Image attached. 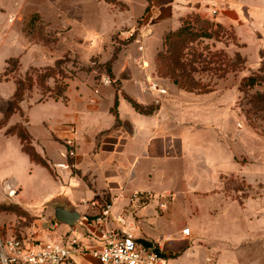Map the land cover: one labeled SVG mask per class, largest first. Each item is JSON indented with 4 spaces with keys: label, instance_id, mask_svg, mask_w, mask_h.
Returning <instances> with one entry per match:
<instances>
[{
    "label": "crops",
    "instance_id": "0c3cea01",
    "mask_svg": "<svg viewBox=\"0 0 264 264\" xmlns=\"http://www.w3.org/2000/svg\"><path fill=\"white\" fill-rule=\"evenodd\" d=\"M59 1L0 0V121L5 120L0 127V204H16L32 219L26 223L24 216L0 212V232L5 236L22 237L28 244H34L38 240L63 241L75 229L86 234L82 240L83 252L74 256L76 264H99L92 254V250L100 247L96 226L80 220L78 227L56 220L53 222L54 207L59 204L77 206L80 213L93 216L99 209L97 206L96 211V205L105 198H111L115 202L112 226L151 241V247L162 253L178 254L162 257L161 264H263L264 200L258 201L255 205L259 207L253 210L248 205L237 206L227 201L225 205L215 203L210 206L208 217L193 221L189 235L183 233L184 227L177 234L166 233L161 226L163 219L155 214L153 204L141 207L132 200L135 192H155L164 196L174 190L195 191L203 187L199 185L205 177L220 187L223 179L235 170L247 183H264V157L255 158L250 150L244 149L243 154L251 157L255 167L235 163L234 138L244 133L235 131L233 98L202 93L186 95L185 90L182 94L177 92L179 89L174 83L170 84L169 96V87L161 83L167 93L160 96L149 91L147 82H142L137 76L131 74L132 77L125 79L126 75L115 71L122 79L119 89L112 82H71L70 79L65 100L30 101L26 97L20 102L21 112L5 118L17 88L16 82L2 77L8 59L18 58L22 69L27 71L32 67L53 65L67 48L70 49L67 43L75 45L71 51L100 54L98 46L87 43L86 34L95 28L88 23L89 0H81L80 15L70 13L65 18L59 17ZM117 1H124L129 7L135 3L133 0ZM212 2L216 5L218 1ZM224 2L225 13L222 15L221 10L219 14L225 20L221 19V23H237L242 44L255 42L258 50L264 48V5L258 7L256 0ZM107 3L104 0L103 5ZM164 3L169 13L175 9L178 23L181 17L202 10L205 4L204 0H185L186 5L172 0H164ZM146 5L140 3L143 12ZM43 7L52 8L54 18L48 16ZM137 14L138 11L128 16L122 14L124 20L121 22H132ZM215 14L218 15L217 12ZM34 16H40L48 23L64 22V42L53 47L32 40L26 27ZM114 22L117 23L116 20ZM114 22L105 25L104 30L100 26L94 30L100 32V36L114 27ZM144 64L141 65L142 71L148 67V62L144 61ZM134 78L135 82H130ZM95 86L100 87L98 93L94 92ZM129 99L145 106L153 105L156 109L150 114H142ZM49 102L63 103V114L53 122L47 116L30 117L37 107ZM209 116L210 121L207 122ZM17 124H26L35 149L52 167H56L55 175L31 160L17 134L7 133ZM207 127L211 128L213 147L209 164L203 151L187 148L188 137L191 136L195 142V137ZM69 150L74 151V157H68ZM223 154H226L224 158ZM66 162H69V168L60 165ZM194 166L197 170L191 172ZM170 172L172 175L167 176ZM181 172L183 177L178 179ZM42 181L46 182L44 188ZM8 183L12 184L15 194H9ZM161 184L170 187L161 189ZM185 184H189L190 189ZM134 209L138 210L135 215L142 218L136 219ZM118 218H125V222H118ZM93 219L90 217V222ZM252 221L258 222L257 229L250 228L248 223ZM236 225L242 227L241 231L234 229ZM143 234L146 237H142Z\"/></svg>",
    "mask_w": 264,
    "mask_h": 264
},
{
    "label": "rangeland",
    "instance_id": "374dc122",
    "mask_svg": "<svg viewBox=\"0 0 264 264\" xmlns=\"http://www.w3.org/2000/svg\"><path fill=\"white\" fill-rule=\"evenodd\" d=\"M172 1L173 3L186 5L184 3L185 0ZM216 1L218 2L214 5L212 0H204L205 4L202 10H196L187 16L181 17L178 23L177 15L174 13L175 9L169 13L164 0H133L135 3L131 7L124 1L117 4L107 3L105 7L103 5L104 0H100L99 3H96V0H89L88 23L91 27L97 29L96 27L100 26V29L104 30L105 25H110L115 20L117 23L114 22L115 26L100 36V32L94 29L86 34L87 43L90 46H98L100 48V51H98L100 54H87L83 50L71 51L75 45L73 43L72 45L67 43L71 50L67 48V51L61 55V58L67 57L70 59V61L64 64L66 66L64 68L67 69V72H73V76L70 78L71 82H112V85L119 89L122 79L121 77H117L115 74L116 71L119 74L126 75L127 78L125 79L132 77L131 74H133L137 76L136 78H140L142 82H147L149 77L153 81L162 83L165 87H169V96L171 92L170 84L173 82L159 72V60L157 58V54L160 51L167 49V45L164 43L165 35L170 31L177 30L182 25L184 19L192 18L191 21L193 23L191 24L195 29L193 32H199L201 30L200 26H203V21L211 23L208 30L212 32L213 38L202 37L196 38L195 40H188L184 47L185 55L191 60L193 68L196 69L193 75L195 80L200 82L195 83L199 84L200 87L206 88L205 90H210V92L202 94L206 96L224 95L233 98L236 114L234 119L235 131L239 133L242 131L244 133V135L237 134L234 138L235 163L239 164V166L242 164L243 166L254 168L255 166L251 157L243 154L242 150H250L252 152L250 154H254L255 158L262 159L264 157V48L258 50L255 42H251L249 45L246 43L242 44L239 33L237 32L238 24L234 22L230 24L221 23V19L225 20L222 16L225 13L224 0ZM140 3L147 4L145 8L143 7L145 9L144 12L141 10L142 6L140 9ZM256 3L260 7V5H264V0H256ZM81 5V0H60L58 3L59 17L65 18V15L68 17L71 15L70 13H73L74 16L80 15ZM174 5L172 4V6ZM131 8L133 10L129 11ZM43 9L47 11L48 16L54 18L53 15L55 14L52 8L43 7ZM221 10L222 15L219 14ZM137 11L138 14L132 22H121V20H124L123 15L128 16L132 12L137 13ZM216 12L218 13L217 16H215ZM195 18L198 21H195ZM217 22L223 26L222 29L214 25ZM64 25V22L60 24L48 23L41 19L40 16H35L32 23L29 22L27 24L26 31L32 40L42 41L47 45L57 47L56 45L59 42L61 44L65 40L63 37L66 36ZM137 26L139 30L136 31L135 37L127 39L128 32ZM243 28L245 29V27ZM142 33L147 34L143 37L140 36ZM137 37H140V43L136 41ZM71 42L73 41L71 40ZM140 44L145 46L144 52L139 50L138 46ZM62 51H65V49ZM239 57L241 60H239ZM143 61L148 62V67H146L147 74L145 73L146 71L141 70V65H144ZM10 70V72H3L2 77L14 82L24 79L25 75L31 72L30 69L24 71L21 63L17 65L15 62L11 63ZM250 77L256 79L254 81L255 83L251 86L247 85V87L241 88V83ZM136 78L130 82H135L134 80ZM70 79H67V82ZM61 82L62 76L60 74L49 77L45 81V85L50 89L49 91L44 92L43 88L35 85L32 89L25 91L24 98L27 97L30 101L37 99L41 101L44 97V100H46L50 95V91H53ZM175 87L179 89L177 92H184L177 85ZM99 88V86H95L94 92L98 93ZM185 94L201 93L186 91ZM36 110L30 115L32 119L36 115L47 116L53 122L56 117L63 114L65 106L60 102H49L41 107H37ZM24 119L26 120V118ZM208 121H210V116L207 117ZM211 137V128L207 127L203 128L201 133L195 137V142L191 136L187 139V148L189 150L196 148V150L203 151L208 164L211 163V148H213ZM225 155L223 154V158ZM191 157L193 158V156ZM55 169L56 167H52L53 175L56 173ZM196 170L195 167L191 169V172H196ZM205 173L206 171L202 172V175L205 176ZM170 175H172L171 172L167 173V176ZM181 177H183L182 172L178 179ZM42 182L44 188L46 182ZM178 183L184 186L182 182L178 181ZM199 186L202 188L195 191L177 192L174 190L164 196H159L155 192H152L153 198L148 199L145 204L142 203L141 207L153 204L156 211L155 214L163 219L161 226L164 227L165 232L177 234L178 230L183 227L184 229L190 228L192 231L191 226L193 221H196L197 218L202 220L206 216L208 217V210L215 203L222 202L225 205V201H227L237 206L248 205L253 210L259 207V205H255L258 201L264 200V183H247L242 179L240 172L236 170L233 174L223 179L220 187H218L219 184H211L209 178L206 177ZM159 187L166 189L170 186L161 184ZM185 187L190 189L189 184H185ZM46 190L47 188L43 192ZM109 201L114 200L105 198L100 203L105 204ZM97 206L100 208V205H96V211L98 209ZM137 208H140V206ZM137 211L134 209L133 214L135 215ZM83 215H87L90 218L96 214L91 216L81 212V216ZM135 216L137 217L136 219L142 218L139 215ZM24 217L26 223L32 221L30 215H25ZM55 220V217H53V222ZM123 220L125 222V218ZM79 222L73 227H78ZM200 223L198 222L197 224ZM248 224L251 226V229L258 228V222L252 221ZM234 229L241 231L242 227L236 225ZM234 229L231 228L233 232ZM225 231L224 237L227 235ZM142 237H146V234H143Z\"/></svg>",
    "mask_w": 264,
    "mask_h": 264
},
{
    "label": "built area",
    "instance_id": "2783aa9c",
    "mask_svg": "<svg viewBox=\"0 0 264 264\" xmlns=\"http://www.w3.org/2000/svg\"><path fill=\"white\" fill-rule=\"evenodd\" d=\"M137 30H139L138 26L132 28L126 38H134ZM146 34L142 33L140 36L144 37ZM136 41L140 43V37H137ZM138 48L140 51H144L145 46L140 44ZM147 87L149 91L160 96L167 93L166 88L161 83L150 78H148ZM156 102H159L158 97ZM67 155L74 157L75 153L69 150ZM60 165L65 168L70 167L69 162ZM6 187L10 195L15 194L12 184L8 183ZM150 198H153L152 192H135L132 196V200L137 204L145 203ZM98 205L100 208L91 222L87 215L81 216L80 221L96 226L100 247L92 250V254L98 259L99 264L162 263L163 259L154 247L145 248L137 243L135 234L112 226L114 201L105 204L99 203ZM117 221L124 222L123 218H118ZM183 233L189 235L190 229L185 228ZM85 236V233L74 229L63 241L38 240L34 244H28L22 237L5 236L0 232V264H76L74 256L83 252L82 240Z\"/></svg>",
    "mask_w": 264,
    "mask_h": 264
},
{
    "label": "trees",
    "instance_id": "16d2710c",
    "mask_svg": "<svg viewBox=\"0 0 264 264\" xmlns=\"http://www.w3.org/2000/svg\"><path fill=\"white\" fill-rule=\"evenodd\" d=\"M106 1L113 4L120 3L117 0H106ZM191 19L192 18L184 19L182 25L179 28H177V30L170 31L165 35L164 43L165 45H167V49L162 50L157 54V58L160 62V63L158 62L159 72L163 76L168 77L175 85H177L179 88L185 91L196 92V93H207L210 92V90H205L206 88L200 87L199 84L195 83L200 81L195 80L193 74L194 72H196V69L193 68L191 60H189V58L186 57L184 47H185V43H187L188 40H195L196 38H202V37L213 38L212 32L208 30L209 25H211V23L203 21L204 22L203 26H200L201 30L199 32H193V30L195 29L191 24L193 23ZM32 20L33 18L31 19L30 23H32ZM195 21H198V19L195 18ZM214 25L221 29L223 27L218 22L215 23ZM239 60H241L240 57ZM68 61H70V59L67 57L66 58L59 57L55 60L53 65L40 67V68H36V67L30 68L31 72L25 75L24 79H20L16 81L17 88L15 91L14 99L10 103L9 108L6 111L5 118L9 117L14 112H21L20 102L24 99V94L26 90H30L36 85L43 88L44 92L49 91L50 89L45 85L46 79L58 74L62 76V82L58 84L57 87L53 89V91H50V95L47 98L50 97L54 99L65 100L66 99L65 91L68 86L67 79H70L73 76L72 71L67 72V69L64 68L66 67L64 66V64L67 63ZM12 62H15L17 65L20 64L18 58H10L7 60V67L5 71L7 72L11 71L10 66ZM254 81H256L254 77L245 79L244 82L241 83V88L247 87V85L251 86L253 83H255ZM42 100H44V97L43 99H41V101ZM129 100L131 101L135 109L142 114H150L156 109V107H154L153 105L145 106L132 99ZM113 112H115L116 114L115 108H113ZM4 122L5 120L0 121V127H2ZM24 126H25L24 124L14 125L7 130V133L17 134L23 143V150L29 154L31 160L48 168L49 171L52 173L51 165L35 149V147L32 144L31 136L26 126L25 127ZM0 212H14L20 216L29 215L27 212L22 210L18 205L13 203L0 204ZM155 250L157 251L160 257L167 258V257H175L178 255V254L162 253L158 248H155Z\"/></svg>",
    "mask_w": 264,
    "mask_h": 264
},
{
    "label": "water",
    "instance_id": "95a60500",
    "mask_svg": "<svg viewBox=\"0 0 264 264\" xmlns=\"http://www.w3.org/2000/svg\"><path fill=\"white\" fill-rule=\"evenodd\" d=\"M54 217L58 223L73 226L81 219V213L77 206L67 207L59 204L54 207ZM136 241L145 248L152 246V242L145 238H137Z\"/></svg>",
    "mask_w": 264,
    "mask_h": 264
}]
</instances>
